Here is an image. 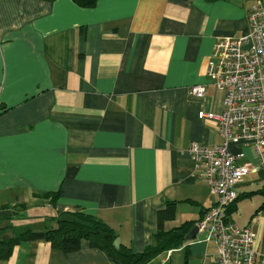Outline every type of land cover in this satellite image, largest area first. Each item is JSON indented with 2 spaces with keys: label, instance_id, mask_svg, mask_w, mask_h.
<instances>
[{
  "label": "crops",
  "instance_id": "1",
  "mask_svg": "<svg viewBox=\"0 0 264 264\" xmlns=\"http://www.w3.org/2000/svg\"><path fill=\"white\" fill-rule=\"evenodd\" d=\"M256 3L99 0L85 9L73 0H0L4 235L55 229L66 213L109 225L116 246L133 253L156 244L161 212L173 215L165 232L190 233L215 198L189 148L223 142L214 122L199 119L224 110L225 93L207 78L208 65L218 42L248 34ZM198 85H207L203 98L191 94ZM230 150L255 171L226 215L253 225L264 249V165L251 144ZM31 211L44 223L19 220ZM189 242L151 264H217L214 244ZM0 264L116 263L87 240L70 254L26 240Z\"/></svg>",
  "mask_w": 264,
  "mask_h": 264
},
{
  "label": "built area",
  "instance_id": "2",
  "mask_svg": "<svg viewBox=\"0 0 264 264\" xmlns=\"http://www.w3.org/2000/svg\"><path fill=\"white\" fill-rule=\"evenodd\" d=\"M256 1L247 14L248 34L218 42L208 65L207 78L225 93L224 110L221 114L200 112L199 119L214 122L223 142L214 146L193 142L189 148L215 198L190 242L214 244L217 264H264V249L254 226L242 227L226 215L239 197V184L255 171L249 163L238 164L244 155L233 153L231 144H251L264 165V5ZM206 92L207 85L191 88L198 98Z\"/></svg>",
  "mask_w": 264,
  "mask_h": 264
},
{
  "label": "trees",
  "instance_id": "3",
  "mask_svg": "<svg viewBox=\"0 0 264 264\" xmlns=\"http://www.w3.org/2000/svg\"><path fill=\"white\" fill-rule=\"evenodd\" d=\"M54 1V0H46ZM78 6L85 9H94L99 0H73ZM264 194V192H263ZM241 196L238 197V199ZM237 199V200H238ZM264 211V203L262 205ZM164 216L160 213L156 244L148 247L142 253H133L126 246H116L117 234L107 224L97 220L93 216L84 213L60 214L55 219L57 228L45 231L27 230L13 236L4 235L5 230L0 229V261L9 259L14 249L22 241L46 240L54 248L62 250L66 254L80 250L82 242L87 240L91 247L106 251L116 264H151V262L166 250L179 246L186 241L188 230L176 229L169 232L164 231V220L170 219L172 213ZM205 214V213H204Z\"/></svg>",
  "mask_w": 264,
  "mask_h": 264
},
{
  "label": "rangeland",
  "instance_id": "4",
  "mask_svg": "<svg viewBox=\"0 0 264 264\" xmlns=\"http://www.w3.org/2000/svg\"><path fill=\"white\" fill-rule=\"evenodd\" d=\"M44 211H45V210H43L42 213H44ZM29 217H36V216H35L34 213L31 211V212H29V213L27 214V217H26L25 219L20 218L19 220L26 221V222H28V223H30V224H32V222H35L36 224L44 223V221H42L41 218H32V219H30ZM34 227H35V226H34ZM32 229H35V228H32Z\"/></svg>",
  "mask_w": 264,
  "mask_h": 264
},
{
  "label": "water",
  "instance_id": "5",
  "mask_svg": "<svg viewBox=\"0 0 264 264\" xmlns=\"http://www.w3.org/2000/svg\"><path fill=\"white\" fill-rule=\"evenodd\" d=\"M198 234V228L195 226V228L189 233V235L186 237V240L192 241L196 238Z\"/></svg>",
  "mask_w": 264,
  "mask_h": 264
}]
</instances>
